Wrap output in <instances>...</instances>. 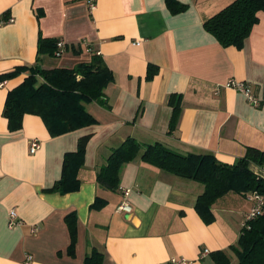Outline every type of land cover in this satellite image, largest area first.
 Instances as JSON below:
<instances>
[{
	"label": "crops",
	"instance_id": "1",
	"mask_svg": "<svg viewBox=\"0 0 264 264\" xmlns=\"http://www.w3.org/2000/svg\"><path fill=\"white\" fill-rule=\"evenodd\" d=\"M176 1L186 5L183 12L172 13L165 0H95L92 13L82 0H0V75L34 66L39 37L64 45L60 56L42 57L41 68L72 69L97 54L113 75L104 90L109 108L85 105L96 124L56 137L35 115H25L21 129H8L7 93L27 73L0 85V264H24L27 256L30 264H83L92 250L103 253L106 264H166L171 258L216 264L210 256L216 251L237 263L229 247L251 207L245 195L218 199L214 220L206 224L194 208L202 184L140 159L123 166L116 192L96 182L111 150L128 137L182 155L210 154L225 164L247 147L264 151V101L253 107L225 87L233 79L264 97V12L241 49L223 48L203 23L234 0ZM148 65L157 68L150 80ZM172 94L180 96L181 115L168 135ZM83 136L89 141L78 190L49 191L61 177L64 154ZM34 139L39 148L31 154ZM96 198L106 202L101 209H91ZM123 201L132 207L129 215L117 211ZM11 210L19 224L10 228ZM70 213L77 218L73 256L65 224ZM203 250L208 255L201 258Z\"/></svg>",
	"mask_w": 264,
	"mask_h": 264
},
{
	"label": "trees",
	"instance_id": "2",
	"mask_svg": "<svg viewBox=\"0 0 264 264\" xmlns=\"http://www.w3.org/2000/svg\"><path fill=\"white\" fill-rule=\"evenodd\" d=\"M165 4L172 13L186 9V5L176 0H165ZM259 12H264V0H234L205 20L203 28L221 47L241 49L253 26L258 23ZM57 42L56 39L39 37L34 66L18 67L0 75L2 84L21 73H27L23 82L6 96L3 117L10 131L21 129L25 115H35L42 120L49 135L56 137L96 124L85 105L97 103L109 108L104 90L113 81V75L101 56L93 54L89 62L80 63L72 69H43L38 65L42 57L57 56ZM156 72L155 66L148 65L146 79L150 80ZM168 105L171 107L168 135H172L181 115L180 96L170 95ZM88 141L89 136L79 138L76 150L64 154L61 177L49 191L69 193L78 190V172L84 162ZM135 159L175 177L202 184L204 190L197 197L194 208L206 224L214 220L212 205L228 193H257L261 196V215L249 222L246 228H241L237 242L229 247V251L236 257V264H264V178L250 169L251 166L264 167V151L247 147L244 155L233 164H225L210 154L182 155L160 143L144 145L128 137L111 150L105 165L96 175L97 184L116 192L123 166ZM105 204L104 200L96 198L91 209H101ZM76 223L75 213L65 217L70 237L67 252L70 256H73L76 243ZM210 256L216 264H231L224 251L210 253ZM83 264H106L105 255L92 250L85 256Z\"/></svg>",
	"mask_w": 264,
	"mask_h": 264
},
{
	"label": "built area",
	"instance_id": "3",
	"mask_svg": "<svg viewBox=\"0 0 264 264\" xmlns=\"http://www.w3.org/2000/svg\"><path fill=\"white\" fill-rule=\"evenodd\" d=\"M82 1L86 4L87 9L90 13H92L95 10L96 8L95 0H82ZM9 22H12V19H10ZM56 47H57L56 55L60 56L64 51V45L61 41H58L56 44ZM225 87L233 89L243 94L247 102L253 107L260 106L261 103L264 101V97L261 98V97L254 95L251 87L245 83L230 79L225 84ZM38 148H39V141L35 139L31 140L30 146H29V152L33 154L36 152ZM256 168H257V171L254 173L258 175L259 177L264 178V167L263 168L256 167ZM245 196L250 201L251 207L248 213H246V215L243 218L241 228H246L249 222H251L253 219L261 215L262 206H263V198L259 196L257 193H247ZM117 211L129 215L132 212V207L126 201H123L118 206ZM18 224H19V221H17L16 213L15 211L11 210L8 215V226L11 228ZM207 255H208V251L203 250L200 254V257L203 258ZM31 261H32V257L27 256L24 264H30ZM166 264H186V261L183 259L171 258Z\"/></svg>",
	"mask_w": 264,
	"mask_h": 264
},
{
	"label": "rangeland",
	"instance_id": "4",
	"mask_svg": "<svg viewBox=\"0 0 264 264\" xmlns=\"http://www.w3.org/2000/svg\"><path fill=\"white\" fill-rule=\"evenodd\" d=\"M55 59H56V60H55V64H56V65H59V64L61 63V61H62V60L59 59V58H55Z\"/></svg>",
	"mask_w": 264,
	"mask_h": 264
}]
</instances>
